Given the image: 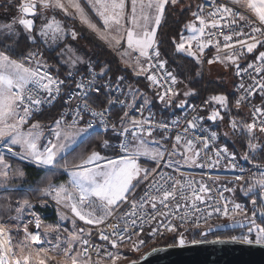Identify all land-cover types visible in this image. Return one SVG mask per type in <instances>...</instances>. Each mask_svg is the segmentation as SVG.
I'll list each match as a JSON object with an SVG mask.
<instances>
[{
	"label": "snow or ice",
	"instance_id": "1",
	"mask_svg": "<svg viewBox=\"0 0 264 264\" xmlns=\"http://www.w3.org/2000/svg\"><path fill=\"white\" fill-rule=\"evenodd\" d=\"M13 2L14 0H8L9 5ZM212 3L214 6L210 11L205 12L204 6L200 5L197 11L191 13L194 20L185 25L189 35L185 36L182 31L179 42L173 40L175 51L185 53L199 64L205 49L213 44L210 37L215 35L214 30L236 26L230 34L222 35V46L219 38L215 41L217 52L219 53L222 47L228 50L227 53L223 56L217 54L214 59H209L208 63L219 61L226 66H235L236 76L241 79L248 76L252 81L247 86L243 82L238 85L243 92L235 100V107L239 110L257 91L264 97V51L258 48L264 47V0H231V3L250 12L255 20L226 4L218 3L217 0H212ZM181 4L182 0H130L129 7V0H19L16 4L18 17H13L10 23H0V190L4 192L16 190L19 186L12 183V180L23 179L25 176L19 167L12 170L5 159L6 150L21 160H31L45 172L42 181L46 180V183L37 188L29 186L27 191L38 193L37 199L41 206H46L49 200L55 202L58 215L55 224L46 223L36 212L31 211L34 207L33 200L26 196L18 199L14 208L15 215H10L8 222L0 217V264H105L106 260L110 264H117L121 254L109 251L105 245L117 249L125 242L131 241V250L137 251L139 246L145 243L140 235L145 223H157V227L151 229L150 235L160 232L161 228L175 233L177 227L170 221L177 217L181 222L185 219V216L178 214L182 207H188L186 202L191 201L192 208L196 207L197 202L201 204L206 202V195L211 192L206 181L194 182L186 177L181 180L158 171L165 155L175 154L177 146L182 143V137L176 135L172 145L173 151L168 152L165 142L169 137L162 135L157 138L154 132L157 129L168 130L170 125L131 115L130 110L135 108L137 91L130 88L133 101L131 103L120 99L118 95H113L114 92L129 95L120 88L123 76L117 77L113 85L110 78L105 80L111 72L109 66H101L100 71L96 72L95 67L100 62L86 61L75 55V50L66 42L57 53L61 58L60 64L69 68L66 79L63 80L54 77L48 71L49 66L42 59L43 54L38 49L36 51L30 49L20 54L16 52L20 37L16 28L17 23L27 33V39L32 44L36 43L37 37L45 44L51 42L50 47L64 42L69 35L72 40H76L79 33L74 28H66L55 14L51 17L45 14L49 10L53 13L59 10L65 17L78 20L109 47L120 52L122 61L128 67H133L134 63V75L147 74L146 79L150 85L161 89L157 92L161 103L165 106L175 104V107L185 109L186 99L180 100L179 103L175 102L174 98L179 93L172 86L176 85L177 78L173 72L166 69L167 61L161 59L157 42L158 28L167 8ZM38 7L41 9L40 12L37 11ZM38 15L43 22L37 29L34 18ZM239 21H244L250 31L246 32L240 27ZM8 40L11 43L5 42ZM66 52L72 55L64 60ZM131 53H138L134 62L131 59H124L130 57ZM246 54H253L254 60L244 67L239 60L245 58ZM141 58H144L143 61ZM78 64L86 67V71L81 72L79 78L76 76L79 71L76 67ZM151 69L163 70L160 79L166 82L170 80L172 86L163 88ZM199 74L198 72L197 75ZM66 82L74 84V88L71 86L68 88L66 93L68 99L75 97L81 103L75 109H69L70 120L65 119L67 112L62 113L48 126L52 138L41 148L40 141L43 135L41 123L39 121L31 123L27 131L23 126L29 123L34 109L45 103L51 104L57 99L61 94V86ZM40 93L46 95L41 96ZM191 94V91L183 93L185 97ZM101 95L105 98L103 103L98 99ZM142 98L143 104L135 108L141 113L150 103L146 97ZM210 102H215L220 109L229 107L228 98L223 94L211 96L205 104ZM117 106L120 107L122 115L117 116L118 123L116 119L109 123ZM189 107L195 110V106ZM85 116L90 118L86 120ZM251 117V122H238L235 119L229 122V127L234 133L247 134V150L242 158L256 169L246 178L243 175L245 169L240 168L241 174L234 178L235 182L239 183L240 190L249 198L250 208L226 199L223 193H220L217 204L209 205L207 215L211 217L217 213L227 219V225L217 227L247 229L246 232L232 235L230 242L239 241L245 245L264 246V164L252 159L264 151V144L258 142L259 137L256 135L257 131L264 134V103L253 105ZM203 119L193 116L191 120H187L184 132L192 131L196 134V140H187L184 144L185 152H192L196 141L201 142L204 149L209 148L210 142L217 141L219 133L202 127L200 121ZM223 119L218 109H213L207 117V120L212 122ZM178 123L179 120L171 121L172 125ZM97 128L102 131L97 132ZM224 135L227 136L228 133ZM94 136L100 139L99 147L105 149L113 147L111 143L113 139L118 140L120 154L108 158L93 149L88 154L77 155L72 161L65 159L69 152L74 151L78 142ZM105 136L108 138H104ZM200 156L199 151H195L191 156L185 155V163L212 168L217 166L220 160L228 159L227 167H237L236 157L224 146L215 149L217 159L213 160L208 156L210 163L200 164ZM142 157L154 162L156 167L150 169L142 167L139 163ZM164 166L170 167L171 164ZM9 171H12L11 176ZM57 173H66L68 180L55 183L53 178ZM208 180L213 184L219 182L218 177L213 178L210 175ZM145 182L149 191H145L139 201L134 197L129 200V194ZM224 190L232 192L234 188L225 187ZM150 191H154L155 194L150 195ZM207 198L211 199L210 196ZM4 199L6 200L2 205L4 211L11 212L12 198L5 196ZM122 204H130V210L123 212ZM145 205H150L151 213L143 211ZM64 210L70 212L71 216ZM117 210L121 212L119 219L123 220L124 226L121 228L118 224H112L109 233L100 226L104 225ZM196 211L199 212L200 209L196 208ZM26 213L32 219L24 223L23 217ZM199 219L201 217H197V221ZM67 220H71L72 229L62 227L61 222ZM12 221L15 223H10ZM77 221H82L84 227L77 228ZM30 224L34 225L35 231L30 230ZM195 226L199 227V223H195ZM130 228L133 230L139 228V231L130 232ZM20 233L22 238L17 239L16 236ZM93 234H98L99 240L105 243L93 244L91 241ZM133 235L136 237L135 240H132ZM177 243L180 246L186 244L182 234ZM192 243L196 244L199 241L193 240ZM92 253L97 257L94 262L91 258ZM131 264L136 262L132 261Z\"/></svg>",
	"mask_w": 264,
	"mask_h": 264
},
{
	"label": "built area",
	"instance_id": "2",
	"mask_svg": "<svg viewBox=\"0 0 264 264\" xmlns=\"http://www.w3.org/2000/svg\"><path fill=\"white\" fill-rule=\"evenodd\" d=\"M217 2L226 4L227 6L232 7L241 13H244L245 15L249 16L251 19L255 20V17H253L250 12H247L246 9L243 7H238L237 5L231 3V0H217ZM200 5L204 6L205 12L210 11L211 8L214 6L212 3V0H200ZM239 26L242 27L246 32L250 31V28L247 26V24L244 21H239ZM235 27L236 26L233 25L228 29H225V28L216 29V30H214L215 35L210 37L213 40V44L205 49V53H204L203 59H202L201 77L204 81V86H203L204 89H206V82H208L207 81L208 80L207 68L209 65L208 60L214 59V57L217 54L223 56L228 51V50H225L221 47V51L218 53L217 48L215 47V41L217 40V38H219L221 46H222V44H223L222 35L223 34H230L232 29H234ZM258 48L260 51H264V47L258 46ZM256 54L258 55V52H256ZM42 59H43V55H42ZM253 60H254L253 54H246V57L241 58L239 60V63L242 66L246 67L247 63L252 62ZM214 63H220V62L216 61ZM48 71L54 77H58L59 79H62V80L66 79L67 73H65L63 76H60V75L52 72L49 69H48ZM85 71H86V69L85 70H79L76 73L77 78L80 77L81 72H85ZM95 71L99 72V70H97L96 68H95ZM150 71L157 75V79L159 80V83L163 88H167L169 86H172L170 80L166 82L165 80L160 79L161 75L163 74V70L157 71L156 69H151ZM109 78L112 80L113 85H115L116 79H114L110 76H107V77H105V80H108ZM242 82L246 86L252 83V81L249 79L248 76H244L243 79H241V77H238L235 75L233 83L231 85V94L233 96V104L234 105H235V100L240 95L243 94L242 90L238 88V85ZM69 86L74 88V84H69L68 82H66L65 85L61 86V94L57 97L56 100H54L51 104L45 103V104L41 105L38 109H34L33 115L30 118L29 122L32 121L35 116H39V115L47 112L48 110L54 109L56 107L59 109L58 113H57V118L60 117V115L62 113L67 112L68 114L65 116V119L70 120L71 115H70L69 109H75L77 107V105L81 103V101L75 97L71 98L70 100L68 99V96L66 95V93L68 92ZM172 87H174V89L176 90L175 85ZM120 88H121L122 92H126L124 90V88L122 87V85L120 86ZM158 90L161 91L160 88H158ZM40 95L45 96L46 93H40ZM113 95H118L120 99L125 100L126 102H129V103L133 102L129 96H124L120 92H114ZM101 96L104 98L103 95H101ZM174 99L176 102V98H174ZM66 100H67V103H66ZM104 100H105V98H104ZM157 101H158V104L162 105L166 109V111H167V117L166 118L156 117L152 113L148 112L146 110V108H144L142 113L136 111L135 108H139V106L141 105V103H136V102H135V108L130 110V113L132 116H134L136 118H141V116H142L145 118H150L153 122H165V123H168L170 125L168 130L157 129L154 132V135H159V136L167 135L169 137L168 140L166 141V148H167L168 152L173 151L172 145L175 142L176 135H178V134L181 135L182 143H184V144H186L188 139L196 140V134H194L192 131L185 133L184 128L187 126V120H191L193 116L203 117V113H204L205 108H206L205 101H207L206 93L204 92L203 95L199 98V100L189 103L185 107V109L177 108V107H175V104H173L172 106H165V104L161 103L159 101V99ZM262 103H264V97H262L259 94V91H257V93H255L252 97L249 98V101H246L241 105L240 109H242L245 112L247 122H251V119H252L251 111H252L253 105H261ZM189 106H195V110H193ZM97 110H99V109H97ZM114 110L112 113V117L109 119V123H111L114 119H116L118 115H122V111H121L119 106H117ZM114 113H118V114L115 115ZM89 118H90L89 116H85L86 120ZM173 120H179V123L177 125H172L171 121H173ZM116 122L118 123V119H116ZM200 124L202 127L208 128V129H210V131H213L205 123L204 119L202 121H200ZM101 131L102 130L100 128H97V132H101ZM257 133H259V132L257 131ZM118 143H119V141L115 139V141L113 143V149L115 150L117 155L120 154L119 148H118ZM222 146H224V145L222 143H220L219 140L217 139V141H215V142H210L208 149H204L203 144L199 141H196L194 148H193V153L195 151H199L201 153L199 163L200 164H207V163L211 162L210 160H208V156H211V158L213 160L217 159V157L215 156V149L222 147ZM235 157H236L235 162L237 164L236 168L227 167V165L229 163L228 159L220 160V162L217 166H214L212 168H208V167H196L195 165H191L190 162L185 163V159L180 158V156L177 154L176 151H175V154L172 156H168L166 154L161 167L158 169L159 172L165 173V174H171L175 178L181 179V180H183L185 177L188 180H192L194 182L204 180L207 182V186L211 189V192L206 195V198H205L206 202L204 204L197 202L195 208H192L191 201L186 202L188 207H182L179 211V214H178L181 216H185V219L182 222L178 217L175 219H171L170 222L177 227V231L175 233H170L166 229L161 228L160 232L156 233L155 235H150L151 229L153 227H157V223L156 222H153L151 224L145 223L143 225V231L140 234L141 238L145 240V243L143 245L139 246V250H137V251L131 250V248H132L131 241L125 242L124 244H122L117 249H112L110 245H105L109 251L118 252L119 254H121V259L118 260L117 264H126V263H129L132 261H137L141 256H143L148 251H150L154 248H157L158 246H162L164 244L166 245L169 242H170L169 245L178 244L177 241L180 238L181 234L183 235V238L185 239L186 242L192 243L193 240L200 241L197 239V236H199V233H201L203 230L210 228L209 226L213 227V226H215V223L227 224L228 221L225 217H223L217 213H214L211 217H209L207 215V211L210 210L209 205H216L217 204V202L220 199V193H223V196L226 199H231L237 203L247 205L246 201L244 199H241L238 195L240 186H239L238 182H235L234 178H235V176L241 174L240 168L245 169V172L243 173V175L247 178L250 175L251 167L246 162L241 161L237 156H235ZM169 163L171 164L170 167L164 166V165L169 164ZM179 165L183 166L184 168L181 169L179 167ZM181 174H183V176ZM208 175H210L213 178L218 177L219 182L217 184H213L212 181L208 180ZM157 178H159V177H157ZM225 187L234 188V191H232V192L225 191L224 190ZM145 191H149V189L147 187V182L142 183L141 186L129 196V200H131L134 197L137 201H139L140 197L144 195ZM149 194L153 195V194H155V192L150 191ZM185 194L190 195V193H185ZM209 196L211 197L210 200L207 198ZM177 199H179V196L177 197ZM48 203L51 206H54L57 208L55 202L49 200ZM196 208L200 209V211L197 212ZM121 209L123 210V212H128L130 210V204H122ZM143 211L146 213H151L152 209H151L150 205H145V208ZM120 215H121L120 210H117V212L112 217H109L108 220L105 222V224L101 225L100 227L105 229L109 233L112 230L110 228V225H112V224H118L121 228H123L124 222H123V220L119 219ZM197 217H201V219H199L197 221ZM165 223H167V221H165ZM195 223H199V227H196ZM218 224H216V225H218ZM29 228H30V230L35 231V227L32 224L29 225ZM129 231L130 232L139 231V228H137L135 230L130 228ZM135 239H136V237L133 235L132 240H135ZM91 241L93 244H104L105 243V242H102L99 240L98 234H93V236L91 237ZM91 258L93 261L96 260L97 257L95 255V253H92ZM105 262L107 264H110V262L107 260Z\"/></svg>",
	"mask_w": 264,
	"mask_h": 264
},
{
	"label": "rangeland",
	"instance_id": "3",
	"mask_svg": "<svg viewBox=\"0 0 264 264\" xmlns=\"http://www.w3.org/2000/svg\"><path fill=\"white\" fill-rule=\"evenodd\" d=\"M17 3L18 2L16 0H14V2L11 5H9L8 4V0L7 1L6 0H0V23H10L12 21V18L13 17H18V15H15V13H14L15 12V7H16V4ZM6 9H9V10L6 11ZM197 9H198V7H197ZM45 14L48 17L49 16L51 17L53 15L49 11H47ZM34 20H35L36 27L38 29L43 21H42V19H41V17L39 15L37 17H35ZM191 21H192V19H191ZM63 24H64V26L66 28H74L79 33L78 38L76 40H72L71 37H70V35H69V36L66 37V39H65L64 42H60L57 45H52L50 47L49 45L51 44V42H49V44H45L44 41L40 37H37L36 38V43L35 44H32L31 42H29L28 39H27V33L23 30L22 26H20L17 23L16 28H17V31L20 33V37H19L18 46L16 47V52L17 53H20L21 50L22 51H28L30 49L33 50V51H35L39 47H42L43 50L45 49L48 52H56V53H58L60 51V49L63 48L64 43L66 42L67 44H69L72 47V49L75 50V55L82 57L86 61L87 60H91V61L94 60L96 54L95 53H92L89 44L87 42H82V39L83 38H81L82 36H85L86 39L91 40V39L94 38L91 35L93 33L91 31H89V30H88L89 31V33H88L78 22H73V21L68 22L67 21V22H63ZM197 25H198V22H197ZM93 40L96 41L95 38ZM5 42L6 43H11L10 40L5 41ZM88 51H89V53H88ZM179 54H183L184 56H187L185 53H179ZM70 55H72V53L68 54V56H70ZM114 56L117 58L120 66H121L122 64L119 61V59L116 56V54H114ZM56 57L59 59V57L57 55H56ZM187 57H189V56H187ZM189 58L193 59L192 57H189ZM202 59H203V56L201 57V63H199V64L196 62L195 59H193L194 62H195V65L197 66V69H196L197 70V73L198 72L200 73L198 76H200V77H201V74H202V71H201ZM212 64H219V63H212ZM211 66H210L211 67L210 73H213V74L211 76H209L210 77V79H209L210 82L211 81H214V80H219L218 79V73H217L218 70H222L223 71V68L225 69V71H224L225 73L223 72L224 73L223 79L220 82L217 81V82H214V83L221 85L223 87V89H225L224 91H226L229 94V96H230L231 85L233 83V78L235 76V72L232 70V66H226L225 63H221V62H220V65H216V66L215 65H211ZM167 67L168 66L166 64V69L169 70ZM121 69H124L125 71L127 70L126 67H122V66H121ZM120 76H123L124 77L123 83L121 85H123L124 87H126V81H125L126 80V73L120 74L118 77H120ZM116 78H114V79H116ZM176 78H177V83H176L175 86H176V90L179 93L178 96L176 97V103H179L180 100H185V99L187 100L190 97V95L188 97H185L183 95V93L186 92V91H191V90L186 85L184 86L178 77H176ZM154 87L156 88L155 89L156 90V100H158L157 92L159 90H158V88L156 86H154ZM229 96H226V97L228 98V101L230 102ZM188 104H189V102L186 104V106ZM207 105L208 106H207V113L206 114L209 115L213 109H218V110L221 111V115L224 117L223 121L217 120L216 122H212V121L207 120V122L210 123V125H209L210 128L213 131H216V132L219 133L218 140L220 139V136H221L220 132H221L223 134V136H221V139L224 141L222 143H223V145L225 147H226V144H228V142L234 143L235 140H236L235 135L237 133L233 134L234 132L229 127L230 120H233L232 117L229 118V113H230L229 112V108L230 107H228V109H220L219 108V105H217L215 102H211L210 104H207ZM235 109H236V107L234 105V110ZM232 114H233V117H234V115L236 113L234 111H232ZM244 114H245V112H244ZM204 120H205V118H204ZM205 122H206V120H205ZM48 123H49V125L52 124L51 122H48ZM47 128L49 129L48 126H47ZM47 128L45 126H43L44 133H43L42 138H41V141H40L41 148H43V146L45 144H47L48 140L52 138L51 133H49L47 131ZM226 132L228 133L227 136L224 135V133H226ZM245 135H247V134H245ZM256 135L259 137V141L258 142L264 144V134L256 133ZM154 136L155 137H160L159 135H154ZM246 138L248 139L247 136H246ZM86 144H87V142H86ZM89 144L90 143H88V145ZM231 153H233V152H231ZM260 154L262 155V160H263V162L261 164H264V151H261ZM234 155L236 156V154H234ZM6 161L11 165L12 170H15L17 167H19L22 170H24V168L27 167V164L28 165H32L31 164V160H21L20 158H18V159H10V160H6ZM139 163L141 164L142 167H145V168H150L152 166V161H149V160H147L146 158H143V157L140 158ZM9 175L10 176L12 175V171H9ZM62 175H63L64 180H62L60 178V175L59 176H55V178H56L54 180L55 183L59 184V183H62V182H66L68 180V176H67L66 173H62ZM35 182L38 183L41 186L43 185V183H46V182H42V181H38V180H35L34 183ZM12 183L18 184L19 187L16 190H21V191L24 192V194H29L30 193V192L29 193H26V192H28L26 190V188H27L26 187L27 186V175H25L23 179L14 178L12 180ZM32 184H33V182H32ZM140 186H141V184L139 185V187ZM139 187H137L136 190ZM16 190H13V191H16ZM13 191L4 192L3 190H0V201H1L0 202V217H2L5 222H8V218H9L10 215H15V211H14V208L15 207H13V209H12L11 212H5L4 209H3V207H2V205H4L6 203V200L4 199L5 196H10L12 198V204L14 203L15 200H17L15 198H13L14 196L13 197L11 196L12 194H15ZM131 194L132 193H130L129 196ZM29 195L31 196V198L33 200H37V197L38 196L35 197L31 193ZM25 196H23V197H25ZM23 197H20V198H23ZM26 197H28V196H26ZM28 198L31 199L30 197H28ZM244 200H246L248 202L249 198L248 197H245ZM39 205L41 206L40 203H39ZM41 207L43 209H46L47 211H49L50 212L49 214H53L54 215V221L53 222H49V221H47V220H45L43 218V216H42L41 213H38V212H36V213L44 220V222L51 223V224H55L58 221L57 208L54 207V206H51L49 203H47L46 206H41ZM248 207L250 208V205H248ZM64 211L67 212V210H64ZM67 214L71 216V213L70 212H67ZM29 216L30 215H28L27 213L24 215V217H23V222L24 223H26V221L28 220L27 217H29ZM10 223H13L14 224L15 222L12 221ZM216 224H218V223H215V225ZM61 225H62L63 228H68V229H72V227H73L71 220L62 221L61 222ZM76 227L77 228L84 227L83 222L82 221H77ZM246 231L247 230L240 231V232H236V233H232V234H229V235H227L225 237L228 239V238H231L232 235H238L241 232H246ZM14 234H15V230H14ZM16 238L17 239H21L22 238V233H20L19 235H17ZM252 239H254V234H253ZM57 259L59 260L60 258L58 257ZM105 264H107V263L105 262Z\"/></svg>",
	"mask_w": 264,
	"mask_h": 264
},
{
	"label": "trees",
	"instance_id": "4",
	"mask_svg": "<svg viewBox=\"0 0 264 264\" xmlns=\"http://www.w3.org/2000/svg\"><path fill=\"white\" fill-rule=\"evenodd\" d=\"M200 5V0H185L182 1L181 6H185L183 7L184 9H175L173 7H168L167 11H166V15L164 18V21L162 22V25L159 28L158 31V35H157V42H158V48L161 52V58L167 61V68L169 69V71L173 72V74L178 77L180 79V81L182 82V84L185 86H187L191 91H193V95L194 97L191 99V101H197L199 100V98L203 95V93H206V96H213V95H219L220 93L225 95V96H229V94L224 91L225 89H223V87L219 84H215V83H210V81L206 82V89L203 88L204 86V81L202 79V77L197 75V66L195 65V62L193 59L184 56L183 54H179L176 53L175 51V44L173 43V40H175L176 42H179V38L180 35L182 33V31L184 32L185 29V25L186 23H188L191 19V13L194 11H197V7ZM83 39L85 41H87V43L89 44L92 53H95V58L97 59L96 61H99L100 63L96 65V69L100 71V67L107 65L111 68V72L109 73L108 76L112 77V78H116L118 77L120 74H124L126 73V82H130L131 83V73L128 70H124L121 69V66L117 60V58L114 56V54L109 51L104 45H101L98 42H95L93 40H86L85 37H83ZM39 50V49H38ZM25 52V51H24ZM27 52V51H26ZM25 52V53H26ZM41 52V50H40ZM42 53V52H41ZM52 72H54V70H51ZM56 74H58L57 72H54ZM61 75V74H59ZM230 104H229V118H233L235 120H237L238 122L241 121H245L247 122L246 116L244 114V111L242 109L239 110H234V104H233V96L230 92ZM98 99L103 103L105 102L104 98L102 96H99ZM58 108H54L51 110H48L47 112L39 115V116H35L33 118L32 121L36 120V119H43L44 121H48V122H54L55 119L57 118V113H58ZM115 111V110H114ZM232 111H234L236 114L233 117ZM207 113V110H206ZM115 115H117L118 113H114ZM208 126L210 125L209 122H205ZM210 127V126H209ZM220 128V127H219ZM221 136H223V134L220 132ZM235 134V133H233ZM219 139V142L222 143L224 142L222 139ZM247 135H241L239 133H237L235 135V142L231 143L228 142V144H226V147L228 149V151L233 152L234 154H236V156L241 160L246 162L250 167H251V171H256L253 168V165L251 163H249L248 161L244 160L242 157L245 153V151L247 150ZM223 144V143H222ZM82 146H85V142H83L81 144ZM88 146V143L86 144ZM81 146V147H82ZM90 146V144H89ZM87 149H85L84 151H86ZM79 151V150H78ZM254 161H257L259 163H262V155L259 153L258 156H254L252 158ZM25 173L28 177H38L41 178L38 181H42V177H45V174H43V172L40 171H36L31 167H25L24 168ZM42 182H46V180L42 181ZM37 187H42L41 185H39L38 183H34V187L33 188H37ZM23 191H17L15 192V194H12L11 196L13 198L16 199V197L18 196H25L23 195ZM32 195H34L35 197L38 196V193L36 192H30ZM246 201V200H245ZM247 205L248 202L246 201ZM38 213H41L43 218L49 222H53L54 221V215L53 214H49L50 212L47 210H39ZM259 222V221H258ZM247 230V229H246ZM245 231V230H243ZM236 232H240V231H235V232H227L224 234H218L216 235L217 238H224L225 236L232 234V233H236ZM200 233L199 236H197V239L200 240ZM170 242L166 245H169ZM165 245V244H164ZM163 246V245H162Z\"/></svg>",
	"mask_w": 264,
	"mask_h": 264
},
{
	"label": "crops",
	"instance_id": "5",
	"mask_svg": "<svg viewBox=\"0 0 264 264\" xmlns=\"http://www.w3.org/2000/svg\"><path fill=\"white\" fill-rule=\"evenodd\" d=\"M7 1V0H6ZM17 2H19V0H16ZM182 1H185V0H182ZM129 7H130V0H129ZM183 7H185V6H181L180 7V5H178V6H175V7H173V8H175V9H184ZM41 9L38 7V9H37V11L39 12ZM71 11V10H70ZM49 12H51V14H55V16H56V18L57 19H59V20H61L62 22H71V21H73V22H78L88 33H89V29L87 28V27H85V26H83L78 20H73L71 17H65L64 15H63V13H61L59 10H56L54 13H53V11H51V10H49ZM15 15H19V13L16 11V7H15ZM166 15V14H165ZM50 17V16H49ZM165 18V17H164ZM191 19L192 20H194V18L193 17H191ZM191 19H190V21H191ZM163 21H164V19H163ZM162 21V22H163ZM161 25H162V23H161ZM160 28V27H159ZM159 28H158V31H159ZM89 30V31H88ZM183 34L185 35V36H187V35H189V33L187 32V30H186V28L184 29V32H183ZM94 38H95V40L98 42V43H100L101 45H104V46H106L110 51H112V53L113 54H116V56L118 57V59H119V61L121 62V66L122 67H126V69L131 73V77H132V81H131V83L129 82H126V87H124L123 85H122V87L124 88V90L126 91V92H128L129 93V97L132 99V96H131V93H130V88L131 89H135L136 91H137V99H136V103H141V104H143V98L142 97H146L149 101H150V103L145 107L146 108V110L148 111V112H150V113H152L153 115H155L156 117H159V118H166L167 117V111H166V109L162 106V105H160V104H158V102H157V100H156V88L153 86V85H150V82L146 79V75L147 74H144V75H140V76H136V75H134V72H133V67H135V64L133 63V67H128L123 61H122V59H121V54H120V52H118V51H116V50H114L113 48H111V47H109L108 46V44L105 42V41H102L101 39H99L94 33L93 34H91ZM157 35H158V33H157ZM83 37H85V36H82L81 38H83ZM86 38V37H85ZM93 38V39H94ZM93 39H91V40H93ZM87 40V39H86ZM94 41V40H93ZM95 41V42H96ZM82 42H87V41H85L84 39H82ZM39 49V51L41 50V52H42V54H43V60L44 61H46L47 62V65L49 66L48 67V69L49 70H54V72H57L58 73V75L59 74H61L60 76H63L65 73H67L68 71H69V68H68V66L67 65H61L60 64V57H59V59L56 57V55H57V53L56 52H48V51H46L45 49L43 50V48L42 47H39L38 48ZM36 51V50H35ZM122 51V50H121ZM26 52V51H25ZM24 51H22L21 50V52L20 53H25ZM20 53H17V54H20ZM88 53H89V51H88ZM68 54H70V53H68V52H66L65 53V55L63 56V59L64 60H67L68 58H69V56H68ZM71 56V55H70ZM137 56H138V53H131V56L130 57H125L124 59H131L133 62L136 60V58H137ZM143 59L144 58H141V60L143 61ZM97 59L95 58L94 60H92L93 62H95ZM211 65H220V63L219 64H209L208 65V68H207V74H208V80L207 81H209V79H210V77L209 76H211L213 73H210V69H211ZM211 66V67H210ZM79 70H85L86 69V67H85V65H80V64H78L77 66H76ZM232 70L235 72V66H232ZM201 71H202V65H201ZM225 71V69L223 68V71L222 70H218V79L219 80H214V81H211L210 83H214V82H217V81H221L222 79H223V76H224V72ZM224 72V73H223ZM235 77V76H234ZM233 80H234V78H233ZM193 92V91H192ZM142 94V95H141ZM221 94V93H220ZM194 97V95H193V93L190 95V97L187 99V103L189 102V103H191L192 101H191V99ZM210 97L211 96H209V97H207V101H209L210 100ZM211 103V102H210ZM209 103V104H210ZM207 104H206V108H205V111H204V113H203V118H205V120L207 121V117H208V114H206V110H207ZM36 121H39L40 123H41V125H42V127L43 126H45L46 128H47V126H49V123L47 122V121H44L43 119H36V120H34V121H30L28 124H26L25 126H23L24 127V130L25 131H27L28 130V128L30 127V124L31 123H33V122H36ZM54 122H52V124H53ZM47 131L50 133V131H49V129L47 128ZM43 133H44V131H43ZM109 136L111 135V133L109 132V134H108ZM104 138H108V136H105ZM157 138H159V137H157ZM114 141H115V139H113L112 141H111V143H112V145H113V143H114ZM83 142H85V146L83 145H81ZM86 142L87 143H90V146L88 145H86ZM99 143H100V139L98 138V137H93V138H91V139H89V140H83V141H81V142H78V144L75 146V149H74V151H71V152H69V154L65 157V159H67L68 161H72L73 159H74V157H76L77 155H79V154H81V153H84V154H88V153H90L93 149H95L96 151H99L100 153H101V155L102 156H105V157H108V158H113V157H115L116 155H117V153L115 152V150L113 149V147H110V148H107V149H105V148H101V147H99ZM165 144H166V142H165ZM82 146V147H81ZM153 147H155V145H152ZM85 149H87L86 151H84ZM79 150V151H78ZM176 152H177V154L180 156V158H183L184 159V156L185 155H188V156H191L192 154H193V151L192 152H185V148H184V143H181V145H178L177 146V148H176V150H175ZM114 154V155H113ZM19 157H14V156H12L11 154H9V153H7V151L5 150V159L6 160H10V159H18ZM61 163H63V160L61 161ZM31 164L32 165H28L27 164V166L28 167H31V168H33L34 170H36V171H41V172H43V174H45V172L42 170V169H40V168H38V166H36L35 164H33L32 162H31ZM154 167H156V165H155V163L154 162H152V166L150 167V168H154ZM179 167L181 168V169H183L184 167L183 166H181V165H179ZM149 168V169H150ZM24 171V170H23ZM24 173H25V171H24ZM25 175H26V173H25ZM60 175V178L62 179V180H64V178H63V175H62V173H57V175L56 176H59ZM41 178H38V177H28L27 176V188L29 187V186H31V187H34V181L35 180H40ZM54 180L56 179L55 177L53 178ZM32 182H33V184H32ZM55 182V181H54ZM43 186V185H42ZM139 187V186H138ZM27 188H26V190H27ZM17 191H21V190H16V191H13L14 193L15 192H17ZM26 193H29V192H26ZM30 194V193H29ZM29 194H24L23 193V195H26V196H28V197H30L31 198V196L29 195ZM239 197L241 198V199H244L246 196L243 194V192L240 190V187H239ZM20 197H23V196H17L16 197V199L18 200ZM17 200H15L14 201V203H13V207H15L16 206V201ZM31 200H33L32 198H31ZM1 202V201H0ZM33 203H34V207H33V209L31 210V211H34V212H39V210L41 209V210H46V209H43L40 205H39V202H38V199L37 200H33ZM248 206V205H247ZM27 219L28 220H30V219H32V217L31 216H29V217H27ZM27 220V221H28ZM26 221V222H27ZM33 225V224H32Z\"/></svg>",
	"mask_w": 264,
	"mask_h": 264
},
{
	"label": "water",
	"instance_id": "6",
	"mask_svg": "<svg viewBox=\"0 0 264 264\" xmlns=\"http://www.w3.org/2000/svg\"><path fill=\"white\" fill-rule=\"evenodd\" d=\"M243 230L246 228L230 229L215 225L200 233L199 243L186 242L184 246L179 244L158 246L135 262L136 264H264V246L245 245L239 241L230 242L231 239H213L218 234Z\"/></svg>",
	"mask_w": 264,
	"mask_h": 264
},
{
	"label": "flooded vegetation",
	"instance_id": "7",
	"mask_svg": "<svg viewBox=\"0 0 264 264\" xmlns=\"http://www.w3.org/2000/svg\"><path fill=\"white\" fill-rule=\"evenodd\" d=\"M214 238H217V237L215 236V237H213V239H214ZM210 239H212V238H210ZM222 239H227V238H226V237H224V238H222ZM228 239H230V238H228Z\"/></svg>",
	"mask_w": 264,
	"mask_h": 264
},
{
	"label": "bare ground",
	"instance_id": "8",
	"mask_svg": "<svg viewBox=\"0 0 264 264\" xmlns=\"http://www.w3.org/2000/svg\"><path fill=\"white\" fill-rule=\"evenodd\" d=\"M34 226V225H33Z\"/></svg>",
	"mask_w": 264,
	"mask_h": 264
}]
</instances>
